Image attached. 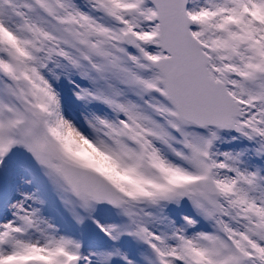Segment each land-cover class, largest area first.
I'll list each match as a JSON object with an SVG mask.
<instances>
[{
    "label": "snow or ice",
    "instance_id": "1",
    "mask_svg": "<svg viewBox=\"0 0 264 264\" xmlns=\"http://www.w3.org/2000/svg\"><path fill=\"white\" fill-rule=\"evenodd\" d=\"M0 264H264V0H0Z\"/></svg>",
    "mask_w": 264,
    "mask_h": 264
}]
</instances>
